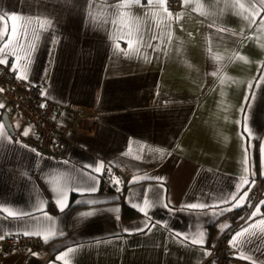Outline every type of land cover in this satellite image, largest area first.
I'll return each instance as SVG.
<instances>
[{"label": "crops", "instance_id": "obj_1", "mask_svg": "<svg viewBox=\"0 0 264 264\" xmlns=\"http://www.w3.org/2000/svg\"><path fill=\"white\" fill-rule=\"evenodd\" d=\"M5 27L11 47L0 59L22 79H48L72 145L60 159L27 146L17 134L29 137L30 126L7 113V131L0 93V264H207L254 212L255 234L231 244L232 264H264L262 0H180L176 15L164 0H0ZM73 105L96 113L93 136L72 128ZM106 164L123 170L122 200L102 181ZM11 235L44 245L2 251Z\"/></svg>", "mask_w": 264, "mask_h": 264}, {"label": "built area", "instance_id": "obj_2", "mask_svg": "<svg viewBox=\"0 0 264 264\" xmlns=\"http://www.w3.org/2000/svg\"><path fill=\"white\" fill-rule=\"evenodd\" d=\"M135 1L146 3L149 0ZM164 4L171 15H176L180 10V0H164ZM12 66L11 59L0 63V93L5 99L4 112L18 115L32 130L29 137L24 138L20 134L17 137L42 156L51 159L66 157L72 144L68 138L69 129L60 119L64 107L48 99V79L34 84L18 77ZM69 110L75 132L93 136L96 130V113L76 105L70 106ZM123 174L122 169L106 164L102 175L103 183L121 200L125 190ZM230 241V232L224 233L211 248V259L207 264H232L235 251ZM43 245L44 241L40 238L11 235L4 239L1 248L2 251H34Z\"/></svg>", "mask_w": 264, "mask_h": 264}, {"label": "snow or ice", "instance_id": "obj_3", "mask_svg": "<svg viewBox=\"0 0 264 264\" xmlns=\"http://www.w3.org/2000/svg\"><path fill=\"white\" fill-rule=\"evenodd\" d=\"M262 3H264V0H262ZM127 5H118V7H126ZM163 6V5H161ZM241 7H243L241 5ZM4 19L8 20V21H11L13 26L11 28V33H12V36H15L16 37V41H17V44H19L20 40L23 38L24 36V28H23V25H20L19 28H17V25H16V22L20 21L21 20V17L19 16H16V15H12V16H7L5 17ZM8 29L7 27H5L2 31H0V52H3L5 55H7V50L9 47H11V44L10 43H4V37L6 35H8ZM9 39H11V37H9ZM116 47L118 48L119 47V44L116 45ZM129 48L131 49L132 48V43L131 41H129ZM0 63H6V59H0ZM16 65L14 64L13 65V68L15 69ZM102 167V166H101ZM97 172H99L101 169L100 168H96L95 169ZM115 183H118V181H114ZM247 181H242V183H246ZM241 188V184H237V192H239ZM96 189H95V186H92L88 189V191H92L94 192ZM119 190V189H118ZM247 196V193L244 194V196H241L239 200H237V202L235 204L232 205V207L230 208H227V209H224V211H231L232 208L234 207H238L240 206V204L243 202L244 198ZM59 197L60 199L58 200V204L61 208V210H63V208L66 206L65 205V201H66V194L61 192L59 193ZM232 199H235V195H233ZM225 203H230V201L226 200ZM187 207H190V208H197V207H202V205H197V204H190V205H187ZM259 209H257L258 211ZM141 211H143V209H141ZM257 215L256 212H254L252 214V217H250L249 221L246 222L249 224V227H245V228H242L240 231L236 232L235 235L232 237V240L230 241V243L235 246L236 244V241L243 235H245L246 233L249 234V235H254L255 233H253L251 231L252 228L255 227V223H253L254 221V218L255 216ZM259 224L261 226H264V219L260 220L259 221ZM57 259H61V257H57Z\"/></svg>", "mask_w": 264, "mask_h": 264}, {"label": "trees", "instance_id": "obj_4", "mask_svg": "<svg viewBox=\"0 0 264 264\" xmlns=\"http://www.w3.org/2000/svg\"><path fill=\"white\" fill-rule=\"evenodd\" d=\"M256 159H257V155L254 156V161ZM255 167L257 168L256 164H255ZM260 190H261L260 185L259 184L255 185L249 193L248 202L245 204V206L235 212H232L230 216L231 221H232L231 230L237 227L240 223H242L248 217L251 209L254 207V205L257 202V199L261 193Z\"/></svg>", "mask_w": 264, "mask_h": 264}, {"label": "water", "instance_id": "obj_5", "mask_svg": "<svg viewBox=\"0 0 264 264\" xmlns=\"http://www.w3.org/2000/svg\"><path fill=\"white\" fill-rule=\"evenodd\" d=\"M1 119H2V122H3L4 126L6 127L7 131H8L9 133L13 134V133H14V130H13V127H12V125H11V122H10V120H9V118H8L7 113L4 112V113L2 114Z\"/></svg>", "mask_w": 264, "mask_h": 264}]
</instances>
